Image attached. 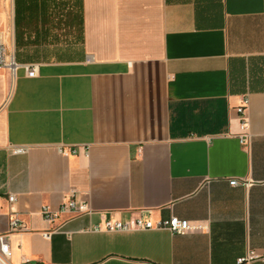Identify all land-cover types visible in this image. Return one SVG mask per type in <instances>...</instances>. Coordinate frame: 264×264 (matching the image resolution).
I'll return each mask as SVG.
<instances>
[{
  "label": "crops",
  "instance_id": "crops-1",
  "mask_svg": "<svg viewBox=\"0 0 264 264\" xmlns=\"http://www.w3.org/2000/svg\"><path fill=\"white\" fill-rule=\"evenodd\" d=\"M0 44L10 264H264V0H0Z\"/></svg>",
  "mask_w": 264,
  "mask_h": 264
},
{
  "label": "built area",
  "instance_id": "built-area-1",
  "mask_svg": "<svg viewBox=\"0 0 264 264\" xmlns=\"http://www.w3.org/2000/svg\"><path fill=\"white\" fill-rule=\"evenodd\" d=\"M20 67L19 62L16 60L13 54H10L6 51L3 44H0V69L8 70L12 76H15ZM28 76L34 77L36 75V68H30L27 70ZM248 102L245 101V105L239 108L240 114L245 118L246 108ZM241 129H247V122L243 119L241 123ZM23 149L17 150V152H23ZM231 186H238L239 182L234 180L230 182ZM75 193L73 192L71 197L62 205L61 212H76V213H88V206L84 203H78L74 198ZM15 197H10V201L14 202ZM44 217L49 222H54L58 214L53 213L49 207L43 208L42 211ZM22 227L17 220L12 222V230H18ZM97 231L103 230L101 226H96L94 228ZM105 230L110 232L117 231H130L133 229H142V230H151V229H164L170 231L172 234H186L191 231H201L203 226L192 224L187 220L180 219L178 217H172L169 220H161L157 223L152 222L151 220L138 219L135 224H130L128 222H107ZM60 232V229H55L49 232L44 233L46 238H50L52 234ZM12 256L11 247L9 244L7 235H0V264H10V259ZM257 257L255 252H251L246 258L240 259L238 264H250Z\"/></svg>",
  "mask_w": 264,
  "mask_h": 264
}]
</instances>
